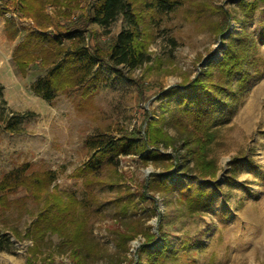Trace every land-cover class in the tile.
<instances>
[{"label":"trees","instance_id":"16d2710c","mask_svg":"<svg viewBox=\"0 0 264 264\" xmlns=\"http://www.w3.org/2000/svg\"><path fill=\"white\" fill-rule=\"evenodd\" d=\"M91 1L83 15L81 0H18L17 16L28 20L30 27L13 50L12 62L22 76L32 68L44 71L31 91L45 101L70 94L81 110L108 84L111 75L123 76L125 69L130 79L131 72L149 62V46L169 12L180 10L184 19L220 39V59L210 60L193 78L185 76L179 85L155 93V97L167 98L166 111L175 137L161 126L163 116L158 120L146 112L141 124L131 131L122 130L118 136L97 131L85 138L89 157L72 177L81 178L89 190L98 185L116 190L117 195L107 201L113 209V227L107 228L113 253H108L90 229L93 214L102 208L97 196L90 190L85 199L79 200L72 192L60 191L53 185L56 175L52 171L28 173L29 166L23 164L4 174L0 191L21 187L26 195L16 200L2 195L0 213L10 210L18 214V219L24 215L31 218L24 233L11 229L16 241L31 242L27 264L50 260L53 252L68 255L69 264H95L105 259L110 264H166L175 253L169 249L171 241L162 225L151 234L142 217L132 216L148 201L155 209V193L175 195L178 190L179 202L190 214L206 211L213 201L214 192L206 188L215 181L218 171L215 160L208 157L215 126L222 118L232 116L239 100L264 76V56L257 53L264 44V0H236L232 10L212 5L213 0ZM6 5L0 0V16L9 11ZM48 6L53 9L51 14L46 12ZM75 11L81 14L71 19ZM215 14L218 20L212 19ZM119 17L125 26L102 43L99 32L86 29L88 25L107 28ZM232 22L236 25L233 28ZM252 24L254 36L248 31ZM4 26L8 39L13 40L17 33L13 22L6 20ZM132 81L142 98V84ZM20 118L17 114L8 118L5 131L18 132ZM126 156H140L146 164L161 167L162 172L152 173L131 191L121 186L122 173L118 170L119 159ZM232 163L230 181L239 169L238 161ZM52 236L59 240L54 248L49 241ZM137 236L143 237V242L135 257L127 258L128 243ZM11 245L0 233V252H9Z\"/></svg>","mask_w":264,"mask_h":264},{"label":"rangeland","instance_id":"374dc122","mask_svg":"<svg viewBox=\"0 0 264 264\" xmlns=\"http://www.w3.org/2000/svg\"><path fill=\"white\" fill-rule=\"evenodd\" d=\"M235 1L213 0L211 4L225 5L232 10ZM92 4L91 0H81L83 15ZM6 7L9 11L0 16V180L4 174L27 164L28 173L54 172L53 185L60 191L74 193L79 200L85 199L91 190L102 208L99 212L95 210L90 229L111 254L115 248L107 228L113 227V209L107 201L117 195L116 190L102 185L89 190L81 178L72 177L74 170L89 157L85 138L97 131L114 136L122 130L131 131L141 124L146 112L158 120L163 116L161 126L175 137L166 111L167 98L155 97V93L179 85L185 76L193 78L201 69H206L210 60L217 62L222 49L220 39L184 19L180 10L169 12L149 46V62L131 72L130 79L125 69L123 76L111 75L108 84L80 110L70 94L59 95L48 102L32 93L31 85L43 77L44 71L32 68L22 76L12 62L13 50L30 23L17 16L18 0H12ZM52 10V7L46 8L48 14ZM80 14V11L73 12L71 19ZM212 19L218 20V15H213ZM6 20H11L16 28L13 40L6 35ZM124 26L123 18L119 17L107 28L88 25L86 29L99 32L102 43L116 36ZM235 26L232 22L231 27ZM248 31L255 35L254 24L249 25ZM90 44L93 41L90 40ZM257 53L264 56V44L258 47ZM132 80L142 84V98ZM14 114L21 117L20 130L9 133L4 125ZM208 157L215 160L218 171L215 181L206 188L214 192L206 211L188 213L175 190V195L153 194L156 208L153 209L151 201L145 202L132 218L142 217L145 225L151 227V234H156L158 225H162L163 233L171 241L169 249L175 253L166 264H264V76L247 90L232 116L216 124ZM236 161L239 169L230 181L231 163ZM118 170L122 173L121 186L130 187L131 191L152 173L162 172L161 167L151 162L146 164L140 156L120 158ZM2 195L16 200L25 196L26 191L18 187L0 191V197ZM17 216L10 210L0 213V233L12 244L9 252H0V264H27L31 242L16 241L11 229L24 233L31 218L24 215L18 219ZM49 241L54 248L59 240L52 236ZM142 242L143 237L137 236L128 243L127 258L135 257ZM35 264H69V258L53 252L50 260L40 259ZM95 264L110 263L105 259Z\"/></svg>","mask_w":264,"mask_h":264},{"label":"built area","instance_id":"2783aa9c","mask_svg":"<svg viewBox=\"0 0 264 264\" xmlns=\"http://www.w3.org/2000/svg\"><path fill=\"white\" fill-rule=\"evenodd\" d=\"M5 2L8 4V3L12 2V0H5Z\"/></svg>","mask_w":264,"mask_h":264}]
</instances>
